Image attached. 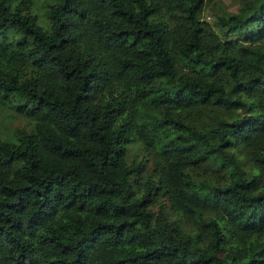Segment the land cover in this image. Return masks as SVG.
<instances>
[{
	"label": "trees",
	"instance_id": "trees-1",
	"mask_svg": "<svg viewBox=\"0 0 264 264\" xmlns=\"http://www.w3.org/2000/svg\"><path fill=\"white\" fill-rule=\"evenodd\" d=\"M44 2L0 0V264H264V0Z\"/></svg>",
	"mask_w": 264,
	"mask_h": 264
},
{
	"label": "rangeland",
	"instance_id": "rangeland-1",
	"mask_svg": "<svg viewBox=\"0 0 264 264\" xmlns=\"http://www.w3.org/2000/svg\"><path fill=\"white\" fill-rule=\"evenodd\" d=\"M207 1L208 2L202 12V17L210 24H213L223 11L235 12L244 0ZM31 9L38 14L39 21L42 24L46 23V6L44 0H32ZM241 36H243V34L237 35L235 38ZM21 105L22 102L18 97L8 95L6 98H0V133L3 138L14 139L19 134V131L28 130L30 128V119L17 109L18 106ZM144 152L142 145L134 140L127 145L126 158L128 161L133 159L139 161L144 158ZM159 200L164 201L165 212L170 219L176 220L179 226L185 231H194V226H192L183 215H180L179 211H177L169 202L163 200V197Z\"/></svg>",
	"mask_w": 264,
	"mask_h": 264
}]
</instances>
